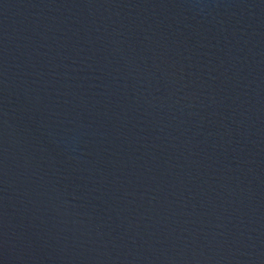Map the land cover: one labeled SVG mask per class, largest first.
I'll list each match as a JSON object with an SVG mask.
<instances>
[{
    "label": "water",
    "instance_id": "water-1",
    "mask_svg": "<svg viewBox=\"0 0 264 264\" xmlns=\"http://www.w3.org/2000/svg\"><path fill=\"white\" fill-rule=\"evenodd\" d=\"M0 264H264V0H0Z\"/></svg>",
    "mask_w": 264,
    "mask_h": 264
}]
</instances>
